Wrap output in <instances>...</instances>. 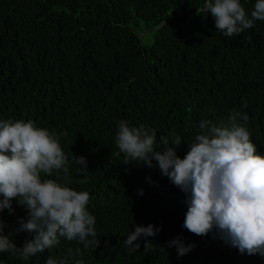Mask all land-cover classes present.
<instances>
[{
	"label": "trees",
	"instance_id": "1",
	"mask_svg": "<svg viewBox=\"0 0 264 264\" xmlns=\"http://www.w3.org/2000/svg\"><path fill=\"white\" fill-rule=\"evenodd\" d=\"M206 0H0V121H32L56 136L68 173L53 179L87 191L99 245L60 243L27 259L0 252V264H46L73 256L69 264H264V256L241 254L213 228L197 236L183 227L186 194L153 160L124 164L117 145L120 121L182 141L183 158L208 120L230 125L235 110L264 155V21L231 37L202 11ZM250 16L256 0H240ZM247 105L244 107V105ZM84 157L81 173L72 159ZM139 163V164H137ZM142 190L143 195L138 191ZM0 211V234L19 248L33 233L21 230L28 210L16 200ZM153 225L155 236L124 243L136 226ZM180 237L191 251L178 256L169 242ZM91 239V237H89ZM151 243L145 250V242ZM80 248V254L75 249Z\"/></svg>",
	"mask_w": 264,
	"mask_h": 264
},
{
	"label": "clouds",
	"instance_id": "2",
	"mask_svg": "<svg viewBox=\"0 0 264 264\" xmlns=\"http://www.w3.org/2000/svg\"><path fill=\"white\" fill-rule=\"evenodd\" d=\"M202 11L214 17L217 30L231 37L252 28L254 21H264V0H256L250 16L240 0H206ZM248 119L247 114L233 110L228 126L201 121L200 131L192 143H187L183 158L174 150L181 144L180 136L171 144L161 136L164 151H157L155 129L129 126L126 121L119 122L117 145L125 156L124 164L138 161L152 167L154 160L161 175L186 194L183 227L189 232L204 236L216 228L220 238L241 254L264 256V155L256 154L249 131L238 123ZM72 159L85 174L82 182H86V159L74 155ZM67 165L68 158L56 136L47 129L36 127L32 121H0V211L8 209L11 214L12 201L16 200L28 210L27 221L17 231L34 234L19 248L8 235L0 234V252L27 259L58 245L61 237L78 241L85 250L99 245L95 217L86 210L89 193L62 186L53 179H41V173L51 176L54 170L58 173L63 169L67 175ZM138 194L143 195V191ZM159 231L151 224L136 226L124 243L129 251L136 252L140 245L134 241ZM173 245L178 256L194 247L185 246L180 237L169 242ZM149 246L151 243L146 241L145 250ZM80 251L75 249L77 255ZM72 256L69 249L68 258L49 256L46 264H69ZM75 264L83 261L76 260Z\"/></svg>",
	"mask_w": 264,
	"mask_h": 264
}]
</instances>
